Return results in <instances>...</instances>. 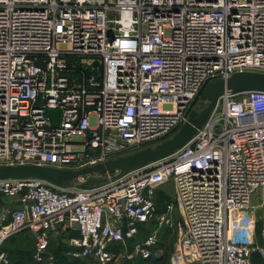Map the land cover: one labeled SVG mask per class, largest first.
Here are the masks:
<instances>
[{
  "label": "built area",
  "instance_id": "2783aa9c",
  "mask_svg": "<svg viewBox=\"0 0 264 264\" xmlns=\"http://www.w3.org/2000/svg\"><path fill=\"white\" fill-rule=\"evenodd\" d=\"M242 72L264 74V0H0V165L78 170L132 154L176 132L207 83ZM110 173L91 190L0 180V264L21 233L39 264L56 239L73 260L117 264L175 228L170 264L264 260V93L221 96L170 157ZM255 194L257 242H234L231 217Z\"/></svg>",
  "mask_w": 264,
  "mask_h": 264
},
{
  "label": "water",
  "instance_id": "95a60500",
  "mask_svg": "<svg viewBox=\"0 0 264 264\" xmlns=\"http://www.w3.org/2000/svg\"><path fill=\"white\" fill-rule=\"evenodd\" d=\"M249 92L264 93V74L242 72L234 73L226 80H212L203 89L198 107L189 112L183 125L170 138L153 147L142 148L132 154L116 157L78 170L57 169L32 164L0 165V180L35 179L59 189L75 186L79 190H91L101 183L108 182V179L97 176L116 172V175L112 178L116 179L170 157L185 146L196 132L202 128L221 96H237ZM45 114L52 121L53 126L57 127L59 112L47 110ZM83 177L87 178L86 181L78 183V179Z\"/></svg>",
  "mask_w": 264,
  "mask_h": 264
},
{
  "label": "rangeland",
  "instance_id": "374dc122",
  "mask_svg": "<svg viewBox=\"0 0 264 264\" xmlns=\"http://www.w3.org/2000/svg\"><path fill=\"white\" fill-rule=\"evenodd\" d=\"M198 100H200V97ZM173 134L166 138L152 141L142 148L153 147L170 138ZM104 175L100 177L105 178ZM86 179V177L80 178L78 183L85 182ZM158 194L157 199L160 203H163L164 200H172L174 196L172 182L164 185L161 188V191H158ZM259 201L257 194H255L248 207L241 209L232 215L229 225L230 238L232 241L241 242L249 246L255 245L259 230ZM173 221L176 225L182 224V217L178 210H175L173 213ZM151 226L152 225H148V227L141 229L138 238L142 239L146 236ZM177 237L178 234L176 228L162 229L158 234L155 245L149 249V255L146 258L137 257L134 260L122 259L117 264H170ZM2 250L8 254V264H39L32 259L33 241L27 233H21L10 238L4 243ZM50 253L53 254L55 258L54 261H52V264H94L90 261H75L69 258L67 256L68 248L66 247L65 242L61 239H56L55 245L50 249ZM252 262L253 264H264V262L257 257H254Z\"/></svg>",
  "mask_w": 264,
  "mask_h": 264
},
{
  "label": "trees",
  "instance_id": "16d2710c",
  "mask_svg": "<svg viewBox=\"0 0 264 264\" xmlns=\"http://www.w3.org/2000/svg\"><path fill=\"white\" fill-rule=\"evenodd\" d=\"M254 257H257V258L261 259V260L264 262V260H263L262 258H260L258 255H254V256H252V260L254 259ZM75 261H78V260H75ZM75 261H74V262H75ZM252 264H253V262H252Z\"/></svg>",
  "mask_w": 264,
  "mask_h": 264
},
{
  "label": "bare ground",
  "instance_id": "6f19581e",
  "mask_svg": "<svg viewBox=\"0 0 264 264\" xmlns=\"http://www.w3.org/2000/svg\"><path fill=\"white\" fill-rule=\"evenodd\" d=\"M102 176V175H101ZM97 177H99V178H101L100 176H97ZM102 178H104V177H102ZM106 179L108 178V177H105ZM78 181H79V179H78ZM80 183V182H79Z\"/></svg>",
  "mask_w": 264,
  "mask_h": 264
}]
</instances>
